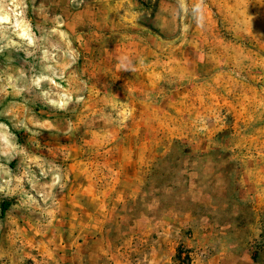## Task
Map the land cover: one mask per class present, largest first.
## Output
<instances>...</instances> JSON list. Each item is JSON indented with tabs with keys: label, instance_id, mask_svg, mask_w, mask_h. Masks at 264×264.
I'll return each instance as SVG.
<instances>
[{
	"label": "rangeland",
	"instance_id": "obj_1",
	"mask_svg": "<svg viewBox=\"0 0 264 264\" xmlns=\"http://www.w3.org/2000/svg\"><path fill=\"white\" fill-rule=\"evenodd\" d=\"M61 238L264 264V0H0V264Z\"/></svg>",
	"mask_w": 264,
	"mask_h": 264
},
{
	"label": "crops",
	"instance_id": "obj_2",
	"mask_svg": "<svg viewBox=\"0 0 264 264\" xmlns=\"http://www.w3.org/2000/svg\"><path fill=\"white\" fill-rule=\"evenodd\" d=\"M100 243L103 245L101 248L98 246ZM172 243L154 241L147 243V247L143 250L127 251L123 248H115L110 240L104 238L85 239L73 246H69L67 240L61 238L55 243L54 264H181L184 257L177 255L176 250L172 248ZM168 244H171V248ZM230 258L235 261V264H244L240 262L242 258L239 255L232 254ZM243 260L251 264L248 256L243 257ZM194 263L195 259H193Z\"/></svg>",
	"mask_w": 264,
	"mask_h": 264
},
{
	"label": "built area",
	"instance_id": "obj_3",
	"mask_svg": "<svg viewBox=\"0 0 264 264\" xmlns=\"http://www.w3.org/2000/svg\"><path fill=\"white\" fill-rule=\"evenodd\" d=\"M181 264H193V259L191 257H184Z\"/></svg>",
	"mask_w": 264,
	"mask_h": 264
},
{
	"label": "trees",
	"instance_id": "obj_4",
	"mask_svg": "<svg viewBox=\"0 0 264 264\" xmlns=\"http://www.w3.org/2000/svg\"><path fill=\"white\" fill-rule=\"evenodd\" d=\"M9 204L5 203L2 205V215H5V213L7 212V210L9 209ZM254 260L256 261V257H254Z\"/></svg>",
	"mask_w": 264,
	"mask_h": 264
}]
</instances>
